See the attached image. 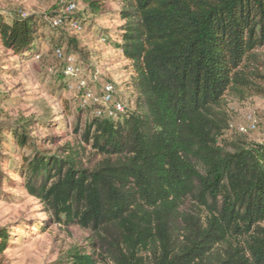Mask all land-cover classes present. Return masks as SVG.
<instances>
[{
	"label": "trees",
	"instance_id": "16d2710c",
	"mask_svg": "<svg viewBox=\"0 0 264 264\" xmlns=\"http://www.w3.org/2000/svg\"><path fill=\"white\" fill-rule=\"evenodd\" d=\"M110 1L120 2L118 24L100 37L113 32L131 73L124 112L85 108L83 127L55 151L52 136H29V121L7 126L14 172L52 217L45 223L88 232L62 263L264 264V142L226 134L228 103L264 96V0H82L92 17ZM41 23L0 11V43L21 60L38 55ZM10 238L0 226V264H10Z\"/></svg>",
	"mask_w": 264,
	"mask_h": 264
},
{
	"label": "rangeland",
	"instance_id": "374dc122",
	"mask_svg": "<svg viewBox=\"0 0 264 264\" xmlns=\"http://www.w3.org/2000/svg\"><path fill=\"white\" fill-rule=\"evenodd\" d=\"M70 3L75 4V9L66 12ZM119 7V1H110L106 11L92 17L82 0H0L3 13L17 11L22 16L35 15L43 22L38 55L21 60L0 43V126L3 125L2 136L9 161L4 167L7 178L0 187V226L6 225L10 230V245L5 251L10 264H63L65 251L88 235L78 226H66L56 221L45 223L52 217L24 188V177L14 172L17 158L12 151L14 145L7 126L29 121V136L36 139L53 137L46 146L52 151L73 140L75 123L82 128L91 112L78 105L80 91L76 85L79 78L64 76L60 71L65 54L80 64V76L95 93H100L102 85L109 82L119 93L118 98H127L131 73L124 68L126 61L121 53L112 46L116 37L113 32L108 39L112 41L100 37L106 28L118 24L117 15L110 12H117ZM67 15L69 21L60 24L59 28L50 26L54 17ZM77 16L89 22L78 30L70 25L71 19ZM58 43L63 52L61 58L53 51ZM228 109L231 128L226 134L236 133V126L245 123L246 116L251 115L256 118L258 127L245 133V138L264 142V96L230 101ZM19 152L29 154L30 149L25 147Z\"/></svg>",
	"mask_w": 264,
	"mask_h": 264
},
{
	"label": "built area",
	"instance_id": "2783aa9c",
	"mask_svg": "<svg viewBox=\"0 0 264 264\" xmlns=\"http://www.w3.org/2000/svg\"><path fill=\"white\" fill-rule=\"evenodd\" d=\"M75 9V4L70 3L66 7V12H71ZM61 17H54L51 19L52 25H59L61 23ZM70 25L78 30L82 27L81 23L77 20H71ZM56 57H63V52L61 48H56L54 50ZM38 57V56H37ZM82 68L80 64L75 62L73 58H69L67 63L63 68V73L69 77H78L77 88L79 89L78 105L82 108H91L95 115H100L104 117H109L116 119L121 113L124 112L126 108V100L123 98H117L114 96L115 87L111 83H104L100 89V93H95V91L88 85L82 76H80ZM258 127V122L255 117L251 115L246 116L245 123L238 124L236 130L238 133H248L255 131Z\"/></svg>",
	"mask_w": 264,
	"mask_h": 264
}]
</instances>
